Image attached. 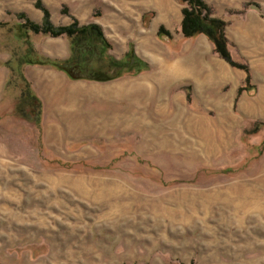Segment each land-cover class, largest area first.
<instances>
[{
	"label": "rangeland",
	"instance_id": "obj_1",
	"mask_svg": "<svg viewBox=\"0 0 264 264\" xmlns=\"http://www.w3.org/2000/svg\"><path fill=\"white\" fill-rule=\"evenodd\" d=\"M201 1L225 24L237 67L205 35L182 36L186 1L0 0V264H264V0ZM38 3L54 27L96 24L106 55L135 51L152 65L76 80L98 93L90 127L69 120L44 135L41 109L6 66L23 52L17 17L40 25ZM27 40L42 57L70 56L64 37ZM162 62L175 80H159ZM130 87L100 99L101 89ZM205 123L229 140L207 160L190 129ZM244 190L259 200L245 205ZM213 193L220 199L198 197ZM190 195L191 206L174 202Z\"/></svg>",
	"mask_w": 264,
	"mask_h": 264
},
{
	"label": "trees",
	"instance_id": "obj_2",
	"mask_svg": "<svg viewBox=\"0 0 264 264\" xmlns=\"http://www.w3.org/2000/svg\"><path fill=\"white\" fill-rule=\"evenodd\" d=\"M187 2L192 8L183 9L180 32L184 38H190L198 34L205 35L213 44L215 53L232 67H237L232 61L227 50V41L224 35L225 24L211 17L210 10L201 0H180ZM37 8L43 13L42 22L37 25L25 16L19 15L17 18H24L18 24L19 40L24 43L23 52L15 60V65L7 62L12 77L19 80L24 85L22 96H26L37 105L38 116L41 104L32 94L28 83L22 74V67L43 66L50 67L65 73L70 80L86 81H111L121 76H133L147 69L146 63L135 57L132 52L125 54L120 60H115L106 55L109 45L104 38L100 26L90 24L80 26L75 20L68 26L54 27L49 20L48 11L40 4ZM28 32L43 34L52 38L64 37L70 42V56L64 60L50 59L42 57L36 53L27 40ZM163 29L158 30V34L166 35ZM30 108H33L30 106ZM33 109H31L32 111Z\"/></svg>",
	"mask_w": 264,
	"mask_h": 264
},
{
	"label": "crops",
	"instance_id": "obj_3",
	"mask_svg": "<svg viewBox=\"0 0 264 264\" xmlns=\"http://www.w3.org/2000/svg\"><path fill=\"white\" fill-rule=\"evenodd\" d=\"M133 53L135 54V51ZM141 60L146 63L147 69L151 68L150 62L145 59ZM160 65L165 68L164 62L160 63ZM167 67H174V64H170ZM163 71L164 73L159 77L160 81H165L169 76L170 79L175 80L176 77L174 75H168L167 68ZM22 72L41 103V126L44 129V135H49L52 127H67L69 120H79V127L81 128L90 127L92 121H97L93 115V99H98L96 97L98 93H95L92 88L81 86L78 82L69 80L64 73L48 67L25 66ZM145 79H152V76H145ZM133 90V87L114 90L101 89L100 99L111 103L113 100L117 101L120 95L124 96ZM73 114L76 116L75 119ZM105 118L106 116L101 118L102 121ZM109 118L117 117L111 115Z\"/></svg>",
	"mask_w": 264,
	"mask_h": 264
},
{
	"label": "bare ground",
	"instance_id": "obj_4",
	"mask_svg": "<svg viewBox=\"0 0 264 264\" xmlns=\"http://www.w3.org/2000/svg\"><path fill=\"white\" fill-rule=\"evenodd\" d=\"M211 124L205 123V124H198V125H191L192 130L196 132V137H197V143L200 145L201 149L200 152L203 154L202 159L207 160L211 158L213 155L216 153L221 152L222 150L226 149L227 146L229 145V140H227L223 135V131L219 129L220 127H217V129L214 128V126H210ZM219 136V140H215V136ZM188 148H191L190 144L187 146ZM193 150H196L195 148ZM192 151L194 155V151ZM198 150V148H197ZM257 192H252V191H246L244 190L242 193L238 191V198L239 200L246 201L245 205L248 203H256L259 200V195H257ZM198 196V195H196ZM196 196L190 195L187 197L182 196L178 198V201L174 200V202H177L178 204L184 205L185 202H188V206L192 205V201L196 200ZM199 198L203 199L205 203L208 201H213L220 199L219 194H211V195H206V194H200L198 196ZM221 199L227 201L226 197L221 196ZM230 205V204H229ZM193 212V211H192ZM185 219V218H184Z\"/></svg>",
	"mask_w": 264,
	"mask_h": 264
}]
</instances>
